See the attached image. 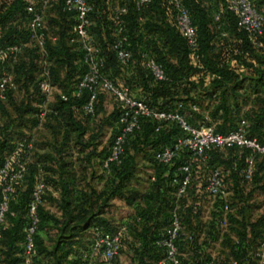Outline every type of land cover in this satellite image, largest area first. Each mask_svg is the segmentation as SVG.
<instances>
[{
  "label": "trees",
  "instance_id": "16d2710c",
  "mask_svg": "<svg viewBox=\"0 0 264 264\" xmlns=\"http://www.w3.org/2000/svg\"><path fill=\"white\" fill-rule=\"evenodd\" d=\"M181 1L189 10L196 30L197 46L194 49L179 33L176 12L167 0H149L139 6L137 0H89L93 7L89 32L101 50L102 73L116 86L128 88L134 97L145 99L157 110H168L182 103L183 114L192 126H199V121L204 123L209 118L214 124L205 126H213L217 133L224 134L236 130L241 121H246L249 124L247 136L264 143V49L255 46L239 28L237 18L225 9L227 0ZM253 3L264 16V0H253ZM62 4L63 0L52 3L47 15V32L55 40H46L45 53L50 80L57 86L56 89L53 86V101L48 104L50 111L40 122L44 95L39 83L44 54L29 41L24 0H0V45L21 46L15 61L11 58L0 61V74L3 70L10 71L15 84V89L6 91V99L0 100V114L6 116L8 124L0 133V168L19 143L27 145L33 141L32 136L28 140L19 138V130L29 122L24 121L26 116L32 118V127L46 126L52 133L50 141L40 145L43 150L39 151L40 154L35 153V149L31 152L32 146L24 179L13 187L12 215L9 214L6 223L0 227V264H27L23 255L27 212L35 187L40 182L44 185L42 202L37 206L40 222L34 237L35 251L28 264H40L38 256L53 258L54 264H63L66 254L81 244L73 241L81 234L91 230L93 235L94 228L114 232L121 225L127 227V235L131 237L123 242L122 251H133V264H153L164 256V251L157 248L155 242L164 237L176 205L181 215L183 235L189 236H182L177 242L181 264H205L211 259L218 264H232V261L255 264L250 254L263 237L264 214L258 217L253 214L251 196L264 179V156L255 159L252 181L245 183L239 172L233 169L245 166L248 151H243L240 157L236 148H214L210 152V167L222 164L224 171L231 170L228 176L232 191L231 211L227 215L226 228L220 226L223 214L220 201L212 202L204 191L203 167L199 161L193 164L186 194L176 201L178 185L173 184V179L183 177L178 168L184 163L187 152H181L169 165L155 160V153L172 145L179 135L180 130L174 124L155 133V122L143 119L140 131L128 137L121 163H113L109 171H105L103 162L117 133L122 107L113 96L99 93L94 114L85 115L83 105L89 94L84 92L80 97H71L74 85L87 67L79 44L71 42L74 21L63 11ZM121 8H125L126 13H119ZM221 9L224 11L216 21L215 15ZM117 33L126 36L131 43L133 60L127 66L121 65L112 50ZM262 39L264 41V36ZM142 54H147L162 67L166 80L156 81L152 77L142 66ZM20 93L22 97L17 100ZM61 95L68 96V100L63 101ZM110 98L114 103L113 111L106 121L96 124L94 118L104 101ZM7 105L13 108L15 118L12 119L7 111ZM191 105H196L198 111H192ZM104 124L112 128V134L108 146L98 151ZM140 155L142 160L152 164L149 185L142 191H131L130 183L140 173L134 162ZM25 156L26 153L22 152L15 163L24 161ZM257 159H260L259 163H256ZM83 161L90 165L96 163L100 175H92L80 187L82 181L78 180L77 168ZM96 179L103 182L100 189L90 183ZM3 184L4 180H0V199ZM248 185L253 191L246 197L243 192ZM115 200L133 207V214L116 229L104 217ZM237 202L245 206L243 210ZM55 204L57 212L52 209ZM234 207L237 213H234ZM231 228H235L234 233L229 231ZM45 235L58 237L51 250ZM231 235L235 236L228 254L214 257L211 246L231 238ZM91 238L87 245L79 247L83 246L86 251ZM60 251L62 255H58ZM81 254L78 253L76 264L84 263Z\"/></svg>",
  "mask_w": 264,
  "mask_h": 264
},
{
  "label": "built area",
  "instance_id": "2783aa9c",
  "mask_svg": "<svg viewBox=\"0 0 264 264\" xmlns=\"http://www.w3.org/2000/svg\"><path fill=\"white\" fill-rule=\"evenodd\" d=\"M57 1L24 0L25 12L28 17L26 27L29 41L44 54L41 81L39 83V89L44 95L42 110L39 113L40 122L44 120L46 114L50 111L48 104L53 101L54 96V88L50 83L45 45L46 40L51 38L46 27L48 10L52 3ZM148 1L137 0V6ZM167 1L176 12V27L179 33L188 45L194 49L197 46V34L189 10L183 5L181 0ZM62 9L74 21L71 42L79 44L83 53V62L87 67L74 85L71 97H80L84 92L89 94L87 101L83 105L85 115L94 114L95 103L99 93L113 96L122 107L117 120V133L103 162V169L108 172L111 164L121 163L127 139L136 131H140L143 119L155 122V133L160 132L164 127L174 124L180 130L179 135L175 138L172 145L164 147L155 153V160L159 164L169 165L179 157L181 152H187L184 163L178 168L183 173V177L181 179H173V184L178 185L175 193L176 201L186 194L192 178L193 164L199 161L205 172L204 191L212 202L220 201L223 212L220 226L226 228L228 225L227 215L231 211L230 196L232 191L229 189L231 181L228 179L231 170L224 171L219 167H210V152L214 148H236L240 157L243 151H248L245 166L242 169H237L235 166L233 170L239 172L243 182L250 183L253 178L255 159L258 156H264V143H259L255 138L247 136L249 124L246 121H241L238 128L234 131L224 134L217 133L213 126H192L183 114L184 107L182 103L168 110H157L151 107L145 99L134 97L128 88L116 86L101 71L103 67V61L100 57L101 50L94 44L89 32L91 26L90 14L93 11L89 0H63ZM225 9L237 18L239 28L252 39L253 44L264 49V41L262 39L264 36V16L255 8L253 0H227ZM126 11L125 8H121L119 13L124 14ZM223 11L221 9L215 15L216 21ZM116 20H118V17ZM51 39L55 40L53 37ZM112 50L121 65L127 66L132 62L133 51L131 43L126 36L117 33ZM20 51V45H0V61H4L6 58H11L12 61H15ZM142 59V66L149 70L156 81L166 80L160 65L149 58L147 54H142ZM8 89H15L13 75L10 71L3 70L0 74V100L6 99L5 93ZM61 99L67 101L68 96L61 95ZM191 110L198 111V107L191 105ZM31 149V143L27 145L19 143L10 156L6 157L3 166L0 168V180H4L0 199V227L6 223L7 216L9 214L12 215L10 203L13 187L24 179ZM22 152L26 153L25 160L15 163V159ZM151 180H154V176L151 177ZM43 191L44 185L40 182L36 185L32 194V201L28 206V223L23 244V255L27 264L35 251L34 237L40 222L37 206L42 202ZM178 210L179 207L177 205L172 209L164 237L155 242L156 247L164 251V256L153 264H181L177 242L180 237L189 238V236L183 235L181 215ZM127 234L128 230L125 225L119 226L114 232H106L100 228H94L90 245L85 251L86 253L82 255L83 264H118L117 259L122 251L123 242L131 239L130 235ZM139 245L137 244V246ZM250 255L255 264H264V233L256 251ZM205 264L218 263L211 259L206 261ZM232 264H237V262L232 261Z\"/></svg>",
  "mask_w": 264,
  "mask_h": 264
},
{
  "label": "rangeland",
  "instance_id": "374dc122",
  "mask_svg": "<svg viewBox=\"0 0 264 264\" xmlns=\"http://www.w3.org/2000/svg\"><path fill=\"white\" fill-rule=\"evenodd\" d=\"M50 83L52 86H54V88H55V86H57V85H54L53 80L52 81L50 80ZM70 84H72V82H70ZM21 97H22V94L21 93L18 94L17 100H20ZM6 109L9 112V114L11 115L12 119H13V117L15 118L16 113H14L13 108L10 105H7ZM113 109H114L113 99L112 98L106 99L104 101V105L102 106V109L100 108V110L98 111L97 117L94 118L95 123L99 124L100 121H104V120L106 121V119L108 118L110 113L113 111ZM30 119H32V118H30V116H26L24 118V121L27 120L29 122H27V125L24 127L23 130H19V133H21V137H19V138L23 139V140H28V138L32 136L31 139L33 141H31V145L33 146V149L31 152H33L35 149V151H36L35 153L40 154L39 151H43V150H40L42 147L40 145L42 143H46V142L50 141L52 133H51L50 129L46 128V126L32 127ZM208 119H205L203 121L204 123H202V121H199V123H197V125H206L207 123L214 124L213 121H210ZM6 124H7L6 116L0 114V133H1V129L4 128L6 126ZM12 125L14 126L15 124L13 123ZM102 126L103 127L105 126V127L102 129L103 131L101 133V135H102V137H101V148H99L98 151H100V149H102V147L108 146L109 139H110L111 134H112V128L108 124H106V125L104 124ZM92 127H95V125H92ZM263 133H264V131H263ZM19 138L16 140H19ZM263 142H264V135H263ZM18 143L19 142H17L16 144H18ZM141 158H142V155H140L134 161L135 163H137V168H138V171H140V173L137 174V176H135V178L131 181L130 186H129V189L131 191H135V190L142 191L144 189V187H147L149 185V175H150V171L152 169L151 168L152 164L148 163V161L142 160ZM259 162H260V159H257L256 163H259ZM219 167L221 169L224 168V166H222V164ZM77 170H79L78 171V173H79L78 180H81L82 183L83 182L85 183V181L90 179V177L92 175H95V177H98L99 176L98 172L100 171L99 168L97 167L96 163L94 165H90L86 162L81 163L80 168L79 169L77 168ZM204 175H205V172L202 171V178L203 179H204ZM252 188L253 187L251 185L246 186V188L244 189L243 195H245L247 197L250 194V192L253 191ZM52 194L54 196L56 193L52 192ZM54 197H56V196H54ZM251 197H253V200L251 201V203H252L251 205L254 206V209L252 208L253 214L257 217L264 214V179L260 183L257 184V186L254 189V194H252ZM237 203H238V206H240V208L243 207L242 205H239V202H237ZM209 205H210V203H209ZM244 207L241 208V210H243ZM52 209L54 212H57L58 211L57 205L56 204L53 205ZM236 209L237 208L234 207L233 211H235ZM252 209L249 208V210H252ZM234 213H237V210ZM106 214H107L106 216L108 217L107 219L110 220L111 227H115V229H116L119 226V224L121 222H123V221H121L120 218L123 216H125L126 218L129 217L131 214H133V210L131 209L130 206L125 208L124 207V201L121 202L119 200H115L112 202V206L106 210ZM229 231L234 233L235 228H231ZM63 236L67 237L69 235H63ZM234 236L235 235H231V238H227L224 241L221 240V241L217 242L215 244V246H213V247L211 246V253L213 254V256L214 257L226 256L228 254V249H229V246L231 244V241H233ZM91 237H92V231L90 230V231L84 232L83 234H81L78 237V239H74L73 241H75L76 244L81 243V244L87 245L89 243V240ZM46 238H48L47 239L48 249L51 250L55 246L54 243L58 239V237L56 235H47ZM66 241L69 242L70 240L67 239ZM81 244L75 245L72 248L74 251L71 250L70 252H68L66 254V256L62 259L63 264H76L75 261H76V259H78V256H79L78 253H81V252H82V254L80 255V257L82 258L81 261H83L82 255H84V253H86V252H85V250H83V248H82L83 246L79 247V245H81ZM254 251H256V249L253 250V252ZM58 255H62L61 251L58 253ZM38 257H39L38 260H39L40 264H54V262H55L53 258H51V259L44 258L43 259V257H40V256H38ZM133 258H134V254H133L132 250H128L127 252L122 251L118 257V263L119 264H133V261H132Z\"/></svg>",
  "mask_w": 264,
  "mask_h": 264
},
{
  "label": "crops",
  "instance_id": "0c3cea01",
  "mask_svg": "<svg viewBox=\"0 0 264 264\" xmlns=\"http://www.w3.org/2000/svg\"><path fill=\"white\" fill-rule=\"evenodd\" d=\"M43 152V151H42ZM99 174L98 175H100V171L98 172ZM86 182H88V180H86ZM85 182V183H86ZM85 183H80L79 185H80V187H82ZM90 183H91V185L95 188V189H100V187H101V185L103 184V182L102 181H99V179H96V180H92V181H90ZM102 183V184H101ZM122 202V201H121ZM124 207L126 208V207H128L127 206V204L124 202ZM131 209L133 210V207H131ZM107 214H105L104 215V217H106V218H108L107 216H106ZM121 219V221H126V217L125 216H123V217H121L120 218Z\"/></svg>",
  "mask_w": 264,
  "mask_h": 264
}]
</instances>
